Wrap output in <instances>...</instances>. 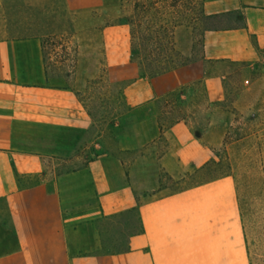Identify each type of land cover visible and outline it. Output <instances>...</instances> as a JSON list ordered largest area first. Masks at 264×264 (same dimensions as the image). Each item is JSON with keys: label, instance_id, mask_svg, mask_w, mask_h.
Listing matches in <instances>:
<instances>
[{"label": "crops", "instance_id": "crops-1", "mask_svg": "<svg viewBox=\"0 0 264 264\" xmlns=\"http://www.w3.org/2000/svg\"><path fill=\"white\" fill-rule=\"evenodd\" d=\"M201 10L199 40L174 31L183 65L150 78L115 23L121 0H0V264H250L235 177L189 184L224 145L217 111L201 138L159 101L201 87L216 107L235 73V101L264 102V0ZM62 36L79 44L70 76L45 63L44 41ZM105 79L130 83L99 122L89 93ZM100 223L120 225L118 250H96Z\"/></svg>", "mask_w": 264, "mask_h": 264}, {"label": "rangeland", "instance_id": "rangeland-1", "mask_svg": "<svg viewBox=\"0 0 264 264\" xmlns=\"http://www.w3.org/2000/svg\"><path fill=\"white\" fill-rule=\"evenodd\" d=\"M200 5L201 0H121V14H118L120 18L115 23L125 22L128 25L129 58L133 62H143L142 70L148 73L161 66L185 61L177 50V45L173 49L166 37L175 31L178 24H191L190 28L195 30L196 39L199 40L200 28L192 20L198 16ZM159 37L162 40H158ZM43 48L45 63L49 68L67 76L74 72L79 49L77 39L69 36L49 38L44 41ZM139 72L142 75L141 68ZM106 79L97 80L89 93L93 97L90 102L91 109L96 113L99 122L108 121L110 118L114 120L109 116L125 109L121 95L124 86L130 83L126 81L115 84ZM229 85L232 88L229 101L216 107L206 103L203 89L197 87L194 100L180 101V94L177 93L170 97L168 103L166 100L159 101V108L172 112L167 120L169 123L183 115H189L188 121L194 133L201 138L209 130L210 111L212 114L217 111L215 113L218 123L215 129L223 133L224 145L209 167L189 184L195 185L226 175L235 177L249 262L264 264V102L235 101L241 93L235 73ZM263 88L256 89L253 95L261 98L264 94ZM69 226H73V223ZM99 227L102 236L97 240L96 250H118V242L121 240L119 234L122 231L120 225L100 223Z\"/></svg>", "mask_w": 264, "mask_h": 264}, {"label": "trees", "instance_id": "trees-1", "mask_svg": "<svg viewBox=\"0 0 264 264\" xmlns=\"http://www.w3.org/2000/svg\"><path fill=\"white\" fill-rule=\"evenodd\" d=\"M209 20H210V17H207L204 15L203 11L201 10V5H200V12H199L198 16L192 20L193 24H196L197 26L202 28L203 25L204 26L208 25L207 23ZM180 25L181 24H178L176 27H178ZM189 26H191V24ZM166 38H168L169 44L174 49L176 47V43L174 41V32L169 37H166ZM158 40H162V38H160ZM136 63H138L139 67L141 68L142 76L143 77H150V78L161 75V74L166 73V72H169V71L175 69L176 67L183 65V63H179V64H174V65L161 66V67L154 69L150 73H148V72L142 70L143 66H144L143 62L136 61Z\"/></svg>", "mask_w": 264, "mask_h": 264}]
</instances>
